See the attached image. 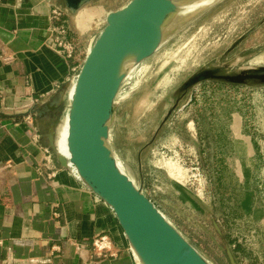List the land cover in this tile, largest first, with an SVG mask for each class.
<instances>
[{
  "label": "rangeland",
  "instance_id": "obj_1",
  "mask_svg": "<svg viewBox=\"0 0 264 264\" xmlns=\"http://www.w3.org/2000/svg\"><path fill=\"white\" fill-rule=\"evenodd\" d=\"M126 1L97 0L85 7V14L81 10L73 17L69 39L78 48L77 54L90 48L106 16ZM251 33L249 39L238 43ZM263 67L264 0H215L168 21L158 51L126 73L116 98L107 145L119 158L121 171L174 226L181 221L214 238L220 250L216 251L217 259L193 244L211 264H232L230 255L235 264H264V246L260 237L252 235L246 216L240 229L231 230V224L223 223L229 214L237 217L240 203L232 181L227 178L218 184L214 177L215 160L219 158L214 131L221 130L215 110L220 99L249 117L258 150L264 154V85L251 83L239 86V90L210 80L186 93L182 87L206 69L235 75ZM178 101V108L170 114ZM69 107L70 101L66 113ZM167 117L170 118L166 120ZM200 125H205L206 130ZM199 130L208 138L206 149ZM178 154L183 163L176 157ZM169 159L176 164H170ZM197 164L207 175L209 199L198 194L190 179L191 169ZM170 165L180 168L181 175L173 174ZM206 206L210 212L202 210ZM237 246L242 247L241 251L235 252Z\"/></svg>",
  "mask_w": 264,
  "mask_h": 264
},
{
  "label": "crops",
  "instance_id": "obj_2",
  "mask_svg": "<svg viewBox=\"0 0 264 264\" xmlns=\"http://www.w3.org/2000/svg\"><path fill=\"white\" fill-rule=\"evenodd\" d=\"M53 4L66 9L63 0H0V264H139L112 208L73 167L64 168L54 150L44 161L41 147H49L47 134L60 140L76 83L72 72L89 51L80 50L67 61L47 46ZM68 13L75 17L81 11ZM10 55L14 60L5 65ZM215 111L221 129L214 131L219 156L215 181H232L240 203L237 213L243 220L246 216L252 235L264 246L263 151L247 115L224 99ZM33 128L41 136L38 142L32 139ZM197 133L206 149L205 132ZM102 235L121 250L118 258L91 257L94 240Z\"/></svg>",
  "mask_w": 264,
  "mask_h": 264
},
{
  "label": "water",
  "instance_id": "obj_3",
  "mask_svg": "<svg viewBox=\"0 0 264 264\" xmlns=\"http://www.w3.org/2000/svg\"><path fill=\"white\" fill-rule=\"evenodd\" d=\"M95 1L63 0L72 15ZM203 1L128 0L117 11L110 13L89 48L70 98L68 155L57 150L53 134L46 135L47 145L58 154L61 165L64 168L73 167L92 192L112 208L143 264L211 263L161 213L143 190L121 171L119 158L107 145L110 122L124 77L118 79L105 100L121 63L148 41L147 48L138 58V64L152 57L161 46L165 24ZM253 33L238 43L242 44ZM210 80L232 86L251 83L264 85V67L235 75L225 74L220 69H206L189 79L183 85L182 92L186 93ZM176 109L177 104L170 114ZM230 260L235 264L232 255Z\"/></svg>",
  "mask_w": 264,
  "mask_h": 264
},
{
  "label": "built area",
  "instance_id": "obj_4",
  "mask_svg": "<svg viewBox=\"0 0 264 264\" xmlns=\"http://www.w3.org/2000/svg\"><path fill=\"white\" fill-rule=\"evenodd\" d=\"M49 39L47 42V46L52 49L54 52H56L59 56L64 58L67 61L73 60L78 52V48L70 41L69 36L72 33L73 30V17L68 13V11L64 8H62L60 5L53 4L51 6V12L49 15ZM78 22V20L76 21ZM14 60V56H6L4 63L10 64ZM80 67L73 70V75L75 78H77V74L80 71ZM34 129V128H33ZM41 138L38 131L34 129V134L32 139L35 141H39ZM44 161L48 162L50 158L52 157V150L49 148L42 146L41 147ZM184 149H181V152H183ZM64 155V154H63ZM66 156V155H65ZM176 157H181V154H178ZM181 163H183V160L180 158ZM170 164H176L173 159H169L168 161ZM11 163L7 164V167L12 168ZM44 167V163L42 162L38 170L41 171ZM191 180L195 182V185L197 187L198 194L203 199H209V189L207 186V175L205 174V170L198 166L196 168L191 169ZM55 177L53 175L49 176V179H54ZM207 192V193H205ZM58 216V215H57ZM121 250L117 247L115 242L107 235L98 236L94 240L93 244V251H92V258L96 261H107L116 259L120 256ZM139 259V264H143L140 260L139 256L137 255Z\"/></svg>",
  "mask_w": 264,
  "mask_h": 264
},
{
  "label": "bare ground",
  "instance_id": "obj_5",
  "mask_svg": "<svg viewBox=\"0 0 264 264\" xmlns=\"http://www.w3.org/2000/svg\"><path fill=\"white\" fill-rule=\"evenodd\" d=\"M215 2V0H205L203 1L202 3L198 4L197 6L193 7L192 9L190 10H187L186 12H184L181 16H184L188 13H191V12H195L196 9H199L201 7H203L204 5H207L208 3L211 4ZM107 17L106 16V20H107ZM106 20H104L106 22ZM149 41L148 42H145L143 44H141L135 51H133L129 57L123 61L121 63V65L117 68L114 76H113V79H112V83L110 84V89L107 93V96H106V100L105 102L107 101V99L109 98L110 94L112 93L114 87H115V84L116 82L118 81L119 78L121 77H124L126 75V73H128L129 70H132L135 68V66L138 64V58L143 54V52L145 51V49L147 48V45H148ZM182 101V100H181ZM180 101L177 102V108H178V104H179ZM175 106V105H174ZM171 107L172 108H174ZM170 109V110H171ZM67 140H68V123H66L63 131H62V134H61V137H60V140H59V147H60V151L65 154L66 156L68 155V143H67ZM170 169L171 171L176 174H180V168H178L177 166L175 165H170Z\"/></svg>",
  "mask_w": 264,
  "mask_h": 264
},
{
  "label": "trees",
  "instance_id": "obj_6",
  "mask_svg": "<svg viewBox=\"0 0 264 264\" xmlns=\"http://www.w3.org/2000/svg\"><path fill=\"white\" fill-rule=\"evenodd\" d=\"M232 88L239 89V90L242 89V87H239V86H233ZM57 150L60 151L59 141L57 143ZM242 222H243V218L239 214L237 215L236 218L235 217L233 218L232 214H229L228 217H226V219L223 220V223H226V225L231 224V226H230L231 230H233L234 228L240 229V226H241L240 223H242ZM220 225H221V223H220ZM175 227L180 231V233L185 238L190 240V242L192 244L196 245L198 248L203 250L205 253H208V255L211 258L217 259L216 251H218V253H220V250L217 247V244H216L214 238L210 237L208 234H206L200 230L192 228L190 225L185 224L181 221H178V225ZM221 227H222V229H225L222 225H221ZM241 249H242L241 246H237L235 252L241 251Z\"/></svg>",
  "mask_w": 264,
  "mask_h": 264
}]
</instances>
